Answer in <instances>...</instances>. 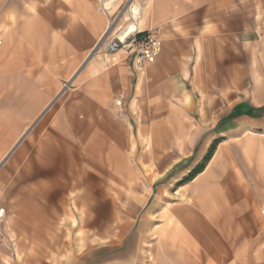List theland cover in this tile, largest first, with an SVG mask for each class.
<instances>
[{
	"label": "crops",
	"instance_id": "0c3cea01",
	"mask_svg": "<svg viewBox=\"0 0 264 264\" xmlns=\"http://www.w3.org/2000/svg\"><path fill=\"white\" fill-rule=\"evenodd\" d=\"M141 1L143 30L160 28L156 60L139 66L135 55L123 50L107 63L94 59L75 79L76 90L85 94L74 103L75 110L86 111L75 125L87 127L82 150L90 173H111L140 212L161 204V188L170 190L176 207L154 220L156 263L264 264V0ZM86 2L78 0L70 11V33L62 41L68 51L81 44L84 13L95 12L89 44L96 46L107 28L109 16L100 10L98 16ZM15 11H21L17 2ZM0 13L7 14L1 6ZM34 28L27 25L32 40ZM80 53L72 69L82 62ZM64 120L59 125L65 134ZM21 145H13L12 153ZM141 147L140 171L154 177L142 181L139 194L145 198L138 205L129 197L130 180L119 177L125 172L118 159H125L127 150L129 158L137 155ZM150 210L139 223L152 221ZM13 222L5 210L0 264H21L16 236L8 229L11 224L16 230Z\"/></svg>",
	"mask_w": 264,
	"mask_h": 264
},
{
	"label": "rangeland",
	"instance_id": "374dc122",
	"mask_svg": "<svg viewBox=\"0 0 264 264\" xmlns=\"http://www.w3.org/2000/svg\"><path fill=\"white\" fill-rule=\"evenodd\" d=\"M77 1L0 0L7 12L0 13V207L14 220L16 230L9 224L10 234L13 239L16 236L21 264H160L155 261L157 249L150 256L157 245L154 220L176 207L170 190L164 192L160 205L142 206L140 212L128 201V190L113 183L111 173H90L86 163L82 148L87 127L76 130L75 125V118L85 117L86 111L74 109V103L84 101L85 94L76 90L75 79L91 64L88 59L96 48L89 44L90 17L95 12L83 15L76 52L74 47L66 50L62 41L70 33V11ZM86 1L92 2L96 12L102 10L99 0H83V5ZM15 2L21 13L15 11ZM18 19L22 21L18 23ZM29 24L35 27L34 40L27 37ZM113 35L114 30L100 48V57L104 58ZM20 44L23 52L18 50ZM79 52L82 62L72 69L71 61ZM68 80L73 83L69 85ZM60 118L65 119V134L60 132ZM15 140L21 141V150L8 156L19 144ZM136 150L137 146L132 149ZM141 150L130 158L127 150L126 158L118 159L121 169L116 163L114 173L118 176L116 170H124L119 177L130 180L129 197L138 205L145 198L139 194L142 181L145 176L154 177L140 171ZM149 208L152 221L145 226L139 221ZM249 259L248 255L244 262Z\"/></svg>",
	"mask_w": 264,
	"mask_h": 264
},
{
	"label": "bare ground",
	"instance_id": "6f19581e",
	"mask_svg": "<svg viewBox=\"0 0 264 264\" xmlns=\"http://www.w3.org/2000/svg\"><path fill=\"white\" fill-rule=\"evenodd\" d=\"M105 1V4L107 6V8L110 9V13H113V11L118 7V5L121 3L122 0H104ZM144 10H145V6L144 4L142 3L141 0H129V2L127 3V5L125 6V8L122 10L121 12V16H120V21L123 22L122 25L119 26V28L117 30H115V32H118V36H119V41L124 43V47L120 48L118 51H116L115 53H110V52H106L104 54V58L103 60H105V62L110 59V57H114L117 55V53L125 50V53H128V50L127 47L128 46V41H129V37L131 36V34L133 33V31H135L136 29H144L143 27V18H144ZM102 11L103 13H105L106 15L109 16V21H108V25H107V28L105 30V32L103 33L101 39L99 40V42H97L98 44L96 45V48L95 50L93 51L92 55L90 56V58L88 59L89 63L94 60L95 57H100V48L103 47L104 43L106 42V40L108 39V35L110 33V31L112 30V27L113 25L111 24V17H110V13L107 12H104L103 10H100ZM118 21V20H117ZM119 21V22H120ZM106 47V46H105ZM106 51V50H105ZM102 58V57H101ZM97 59V58H96ZM115 59V58H114ZM88 63V64H89ZM136 63L140 65L139 61L136 60ZM140 69V68H139ZM71 80V79H70ZM70 80L69 81V85H71L72 83H70ZM139 86V85H138ZM65 89V88H64ZM136 100V99H135ZM134 100V101H135ZM117 103L118 104H121V100H117ZM135 103H133V109L135 110ZM52 105V104H51ZM49 107V106H48ZM49 109V108H48ZM47 111V110H46ZM44 111V112H46ZM41 117V116H40ZM38 117V119H36L35 122H38V120H40L41 118ZM43 117V116H42ZM35 123H33L29 128L28 130L33 127ZM130 125H132L130 123ZM130 127V126H129ZM27 130V131H28ZM26 131V133H27ZM24 136V135H23ZM140 137H143L142 134H140ZM22 138H20L21 140ZM130 147L132 149L136 148L137 146V138L134 136V133L132 131V128L130 127ZM19 140V141H20ZM18 141V143H20ZM17 146V145H16ZM14 149V148H13ZM12 149V150H13ZM12 150L10 151V153L8 154V156H10V154L12 153ZM7 159V157H6ZM5 159V160H6ZM161 194L164 193V189L161 188L160 191H159ZM150 210V208L148 209ZM4 209L2 210V212L4 213ZM151 212V210H150ZM148 211H147V214L148 215ZM8 229L10 230V233L12 232L10 226H8ZM12 234V233H11ZM154 255V251L152 252V254L150 255L151 257H153ZM157 259V257H156ZM156 261V260H155Z\"/></svg>",
	"mask_w": 264,
	"mask_h": 264
},
{
	"label": "built area",
	"instance_id": "2783aa9c",
	"mask_svg": "<svg viewBox=\"0 0 264 264\" xmlns=\"http://www.w3.org/2000/svg\"><path fill=\"white\" fill-rule=\"evenodd\" d=\"M129 0H122L118 7L110 13V9L107 8L104 0H99V4L101 9L104 12L110 13L111 24L113 25L112 30L110 31L108 38L111 36V33L114 30V35L108 41L105 50L110 53H115L120 48L124 47V43L119 41L118 32H115L119 28L120 25V16L122 10L125 8ZM118 20V21H117ZM120 21V22H119ZM3 41L0 40V46ZM128 46L125 47L129 50L130 53L135 55V60H138L140 65L145 63L154 62L161 51L162 48V40L160 37V28H153L151 30H143L136 29L133 31L131 36L129 37V41L127 42ZM68 86V84L66 85ZM264 212V211H263ZM4 213L2 209L0 210V217L3 216ZM3 240V234L0 232V242Z\"/></svg>",
	"mask_w": 264,
	"mask_h": 264
},
{
	"label": "trees",
	"instance_id": "16d2710c",
	"mask_svg": "<svg viewBox=\"0 0 264 264\" xmlns=\"http://www.w3.org/2000/svg\"><path fill=\"white\" fill-rule=\"evenodd\" d=\"M201 168H202V166L199 169H201Z\"/></svg>",
	"mask_w": 264,
	"mask_h": 264
},
{
	"label": "water",
	"instance_id": "95a60500",
	"mask_svg": "<svg viewBox=\"0 0 264 264\" xmlns=\"http://www.w3.org/2000/svg\"><path fill=\"white\" fill-rule=\"evenodd\" d=\"M27 132H29V130H28ZM0 166H1V165H0Z\"/></svg>",
	"mask_w": 264,
	"mask_h": 264
}]
</instances>
